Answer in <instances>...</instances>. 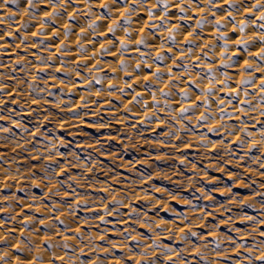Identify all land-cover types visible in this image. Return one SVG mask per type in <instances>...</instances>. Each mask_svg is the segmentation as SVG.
Listing matches in <instances>:
<instances>
[{"label":"bare ground","instance_id":"6f19581e","mask_svg":"<svg viewBox=\"0 0 264 264\" xmlns=\"http://www.w3.org/2000/svg\"><path fill=\"white\" fill-rule=\"evenodd\" d=\"M262 17L264 0H0V135H8L5 123L19 126L18 110L5 108L6 98H23L20 113L28 117L40 106L38 97L47 96L75 121L82 120L85 108L99 107L115 118L126 111L159 132L167 118L179 128L191 123L192 137L205 147L223 141L238 156L258 161L252 149L264 151V126L257 122L264 118ZM18 78L22 81L14 84ZM42 138L39 152L58 154L56 141ZM78 164L88 168L84 161ZM14 166L0 155V187L10 198L16 197L7 184ZM10 202L0 217V264H123L116 251L126 248L125 241L80 242L88 232L77 222L67 223L59 209L27 199ZM119 202L116 210L90 203L88 211L106 213L107 229L125 231L135 210ZM30 208L43 216L26 212ZM49 219L63 223L59 227ZM149 220L162 236L185 223L181 215ZM135 239L149 255L130 252L134 264H190L165 242ZM262 256L264 248L254 242L245 255L223 264H264Z\"/></svg>","mask_w":264,"mask_h":264},{"label":"rangeland","instance_id":"374dc122","mask_svg":"<svg viewBox=\"0 0 264 264\" xmlns=\"http://www.w3.org/2000/svg\"><path fill=\"white\" fill-rule=\"evenodd\" d=\"M21 81L18 78L14 84ZM13 96L3 105L18 110L14 116L19 126L5 123L8 135H0V155L15 165L7 184L16 197H7L5 187H0V217L5 215L3 205L18 199L59 209L67 223L77 222L88 232L80 242L100 246L125 241L126 248L116 251L123 264L135 263L130 252L140 258L149 255L136 237L154 244L165 242L190 264L226 263L245 255L254 242L264 248L263 150L252 149L259 156L255 161L238 156L223 141H214L208 148L192 137L191 123L179 128L167 118L159 132L135 122L126 111L115 118L102 108H85L82 120L75 121L47 96L38 97L40 106L26 117L20 113L24 99ZM257 122L264 126V118ZM29 128L33 132L25 131ZM42 136L56 141L58 154L39 152ZM79 161L88 168L82 169ZM146 193L157 201L150 202ZM121 200L135 210L123 225L126 232L119 227L107 229L102 221L106 213L101 217L88 211V204L96 202L116 210ZM26 212L43 216L32 208ZM175 215L185 223L166 236L148 224L152 216L173 219ZM49 221L59 227L63 223ZM205 256L213 262L205 263Z\"/></svg>","mask_w":264,"mask_h":264},{"label":"snow or ice","instance_id":"6c2138e0","mask_svg":"<svg viewBox=\"0 0 264 264\" xmlns=\"http://www.w3.org/2000/svg\"><path fill=\"white\" fill-rule=\"evenodd\" d=\"M29 2L31 3V0H29ZM114 2H115V0H114ZM102 7H106V5H102ZM181 11H183V9H181ZM150 14H151V13H150ZM262 18H264V17H262ZM109 30L112 31L113 29L110 28ZM241 30H242V29H241ZM34 35H35V34H34ZM168 39L172 40L173 37H172V36H169ZM136 43H137V44H141V43H143V39L138 40ZM237 43H243V41H238ZM159 58H160V57H159V55H158V56H157V59H159ZM154 75H155V74H154ZM208 91L211 92V89H209ZM184 111H186V109H181V113H183ZM203 118H204V117L202 116L201 119H203ZM260 259H261L262 261H264V256L260 257Z\"/></svg>","mask_w":264,"mask_h":264},{"label":"clouds","instance_id":"9594fccd","mask_svg":"<svg viewBox=\"0 0 264 264\" xmlns=\"http://www.w3.org/2000/svg\"><path fill=\"white\" fill-rule=\"evenodd\" d=\"M0 259H3V257H0Z\"/></svg>","mask_w":264,"mask_h":264}]
</instances>
